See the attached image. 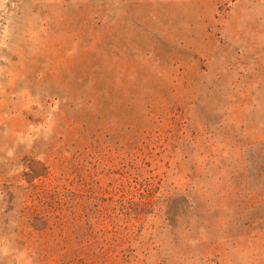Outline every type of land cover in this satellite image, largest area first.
Instances as JSON below:
<instances>
[{
	"label": "rangeland",
	"instance_id": "rangeland-1",
	"mask_svg": "<svg viewBox=\"0 0 264 264\" xmlns=\"http://www.w3.org/2000/svg\"><path fill=\"white\" fill-rule=\"evenodd\" d=\"M0 264H264V0H0Z\"/></svg>",
	"mask_w": 264,
	"mask_h": 264
}]
</instances>
